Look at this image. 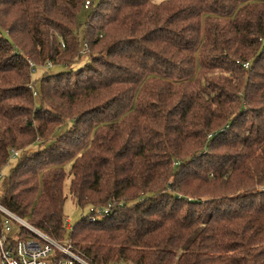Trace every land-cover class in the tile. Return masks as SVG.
<instances>
[{
	"label": "trees",
	"instance_id": "16d2710c",
	"mask_svg": "<svg viewBox=\"0 0 264 264\" xmlns=\"http://www.w3.org/2000/svg\"><path fill=\"white\" fill-rule=\"evenodd\" d=\"M12 150L0 205L91 264H264V0H0Z\"/></svg>",
	"mask_w": 264,
	"mask_h": 264
},
{
	"label": "built area",
	"instance_id": "2783aa9c",
	"mask_svg": "<svg viewBox=\"0 0 264 264\" xmlns=\"http://www.w3.org/2000/svg\"><path fill=\"white\" fill-rule=\"evenodd\" d=\"M89 4L90 2L86 1L85 7H88ZM30 66L33 70L34 65L30 63ZM11 154L16 155V152L12 150ZM106 211V209L99 208H90L89 210L90 213L97 215ZM0 214L2 215L0 224V264H91L86 257L74 249L70 241L51 239L2 205H0ZM66 223L69 226V222ZM12 225H16L17 233L23 228L34 234L36 238L12 239V236L9 235Z\"/></svg>",
	"mask_w": 264,
	"mask_h": 264
},
{
	"label": "rangeland",
	"instance_id": "374dc122",
	"mask_svg": "<svg viewBox=\"0 0 264 264\" xmlns=\"http://www.w3.org/2000/svg\"><path fill=\"white\" fill-rule=\"evenodd\" d=\"M156 1H159V0H156ZM87 13L88 12L85 9L82 10L79 13L78 20H79L80 23L85 22V20L87 18ZM80 33H81V35L83 34L82 28H80ZM101 46H102V42H100L97 46L94 47L95 53H98L100 51ZM84 54L85 53L82 51V55H80L81 59L79 60V62L72 65L74 68L78 67L79 65L84 64L83 63V61L85 60ZM30 63L35 65L34 62H30ZM51 68H49V69H51ZM90 75H92V74H90ZM39 76H40V73H39V71H37L33 75V80H36V78L39 77ZM72 77H74V76H72ZM62 129H63V127L58 128L56 130L55 134L59 133ZM38 142H40V138H38ZM18 151H20V150H18ZM17 159H18V155H16L15 157H10L8 159L7 163L5 164V166H3L2 169L0 170V188H1L4 176H6L8 174L9 169L16 163ZM68 169H69V165L65 166V173L66 174H65V179H64V182H63L62 191H63V196L65 197L64 205H63L64 221H65V225L66 226H68L66 224V222H69V226L67 227V230H70L72 225L77 220H79L83 215H85V214H87L89 212L91 207H89V205H88V206H84L83 208H81V207L76 205L73 197L69 193L70 177H69ZM17 230L18 229H17L16 225H12L11 232L9 233V235L12 236L13 238H16L15 234L17 233ZM119 264H125V263L124 262H120Z\"/></svg>",
	"mask_w": 264,
	"mask_h": 264
}]
</instances>
